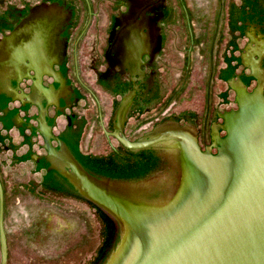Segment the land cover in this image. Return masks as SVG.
Listing matches in <instances>:
<instances>
[{"label":"water","instance_id":"obj_1","mask_svg":"<svg viewBox=\"0 0 264 264\" xmlns=\"http://www.w3.org/2000/svg\"><path fill=\"white\" fill-rule=\"evenodd\" d=\"M119 1L0 6V264H264V0H228L209 152L197 94L128 140L183 31L170 0ZM145 61L153 90L126 122L115 89Z\"/></svg>","mask_w":264,"mask_h":264},{"label":"rangeland","instance_id":"obj_2","mask_svg":"<svg viewBox=\"0 0 264 264\" xmlns=\"http://www.w3.org/2000/svg\"><path fill=\"white\" fill-rule=\"evenodd\" d=\"M170 1L183 31V67L165 97L124 126L126 135L158 125L197 94L200 150L209 152L228 0H182L189 20L180 0Z\"/></svg>","mask_w":264,"mask_h":264},{"label":"trees","instance_id":"obj_3","mask_svg":"<svg viewBox=\"0 0 264 264\" xmlns=\"http://www.w3.org/2000/svg\"><path fill=\"white\" fill-rule=\"evenodd\" d=\"M39 1V0H38ZM41 2H48V1H50V0H40ZM118 1V2H117ZM113 2H115L116 3V5L117 4H119V3H121V1H119V0H113ZM182 2V0H180L179 1V3H180V5H181V8H182V10H183V17H186L188 20L190 19L189 18V12L187 11V10H185L184 9V6H183V4L181 3ZM121 5V4H120ZM119 5V6H120ZM118 6V7H119ZM120 8V7H119ZM88 9H89V11L88 12H90V15H93L91 12H92V10L88 7ZM184 10H185V12H184ZM120 14H122V11L120 10V9H118L117 8V11L115 12V13H113V16H112V22L115 24L117 21H118V17H119V15ZM117 27L116 26H114V25H112L111 26V32H110V30H109V32H108V35H111L113 32H115V29H116ZM78 48H80V47H78ZM105 48V47H104ZM103 48V49H104ZM87 50V49H86ZM93 50V49H92ZM91 48H90V50H87V51H89V54L91 53ZM108 50H109V48L108 49H106V50H103V54L105 55V65H107V72H106V75H111L110 77H111V79H115L116 81H117V77H118V79L120 78V75H123V72H118V71H116V70H114V66L112 65V64H110V63H108L107 62V60H109L107 57H108ZM144 66L146 67V66H149V62L147 61H145L144 62ZM151 66H152V64H151ZM111 68V69H110ZM146 71H147V69H145ZM145 70L144 69H142V71H138L137 70V68H135V67H133L130 71H131V76L130 77H132L133 78V80L131 81V84H132V86L129 88V90H127V92L125 93V91H118L119 89H121V88H116L115 90H117L116 92L118 93V92H120V93H123V94H125V95H123V97L125 98V99H127L128 97H131L132 95L134 96H132L133 97V100H132V102H131V104H130V106L128 107V109H127V112L125 113V121L127 122V119H128V114H129V108L131 107V108H133L134 106H135V104L139 101H141L142 102V100H144V94L146 95L147 94V92L146 91H150L151 92V90H153V89H151V87H149V89H148V87H147V90H146V87H145V91H144V83H145V74H146V72H145ZM95 71L97 72V70L95 69ZM152 71H155L154 70V68L152 69ZM145 72V73H144ZM148 72V71H147ZM111 73V74H110ZM124 73H126V72H124ZM146 85V84H145ZM114 86H117L116 84H114ZM118 87V86H117ZM122 90V89H121ZM115 92V91H114ZM89 93L90 94H92L93 96H95V94L91 91V90H89ZM112 94H113V92H112ZM96 97V96H95ZM138 100V101H137ZM141 105V104H140ZM130 108V109H131ZM136 119H139L140 117H135ZM106 132H109V130L107 129L106 130ZM171 140H175L176 141V139H167V140H165V141H162V142H160L161 144L162 143H164V142H169V141H171ZM59 158H60V156H59ZM0 180H1V182H2V177H1V175H0ZM2 185H3V182H2ZM3 187H4V185H3ZM81 190H84V189H82L81 188ZM4 192H6L5 191V187H4ZM6 194V193H5ZM86 197V196H85ZM89 198V197H88ZM91 200V199H90ZM92 201V200H91ZM5 211H6V198H5ZM5 214H6V212H5ZM128 230V229H127ZM7 242H8V239H7ZM8 264V263H7Z\"/></svg>","mask_w":264,"mask_h":264},{"label":"flooded vegetation","instance_id":"obj_4","mask_svg":"<svg viewBox=\"0 0 264 264\" xmlns=\"http://www.w3.org/2000/svg\"><path fill=\"white\" fill-rule=\"evenodd\" d=\"M90 8V7H89ZM91 9V8H90ZM111 52H112V49L110 48L109 50H108V63H110V64H112L114 67H116L115 66V64L113 63V61L110 59V55H111ZM144 55V54H143ZM143 67H141L142 69H144V65H142ZM135 68H137L138 69V67L137 66H135ZM111 69V68H110ZM127 69H129V68H123V69H121L122 70V72H127L128 70ZM142 69L140 70V71H142ZM106 71H107V65H106Z\"/></svg>","mask_w":264,"mask_h":264}]
</instances>
